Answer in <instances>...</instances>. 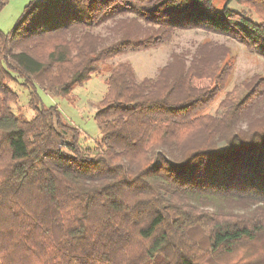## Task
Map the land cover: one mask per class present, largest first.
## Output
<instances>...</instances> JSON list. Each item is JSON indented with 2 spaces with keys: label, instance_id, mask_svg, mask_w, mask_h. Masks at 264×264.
I'll return each mask as SVG.
<instances>
[{
  "label": "trees",
  "instance_id": "16d2710c",
  "mask_svg": "<svg viewBox=\"0 0 264 264\" xmlns=\"http://www.w3.org/2000/svg\"><path fill=\"white\" fill-rule=\"evenodd\" d=\"M107 21L119 37L94 31ZM192 28L264 58V0L30 1L0 29V264H264V76L227 89L226 44L140 80L110 66L92 150L38 93L71 99L107 60Z\"/></svg>",
  "mask_w": 264,
  "mask_h": 264
},
{
  "label": "rangeland",
  "instance_id": "374dc122",
  "mask_svg": "<svg viewBox=\"0 0 264 264\" xmlns=\"http://www.w3.org/2000/svg\"><path fill=\"white\" fill-rule=\"evenodd\" d=\"M30 1L41 2L45 0H5V5L0 10V29L4 32H9L20 17L23 7ZM225 2L226 0H213L214 8L218 11L221 10ZM230 7L236 10L242 8L235 2H231ZM113 24V21H107L95 28L94 31L108 38V40H113L114 37H119L118 33L115 36L114 30H112ZM208 40L218 43L222 42L230 48V59L233 61V67L226 86L227 89H231L253 73H259L264 76V58L249 53L245 46L236 39L197 28L178 29L175 30L171 39L166 43L148 50L126 53L107 60V63L96 75H93L82 86H77L73 89L71 99L51 95L39 88L38 93L45 105L56 104L66 120L81 130V146L92 150L95 147V138L99 133L93 114L96 110L97 101L105 91L104 79L110 66L118 62L127 61L131 64L136 79L140 80L146 76L156 75L158 69L170 61L172 52L188 51L191 54L200 42ZM11 86L18 94V103L16 107H13L14 111L21 108L24 114L30 116L31 111L26 106L28 92L22 85L21 79L12 82ZM221 97L222 93L207 108V111L211 113L217 112L218 101ZM259 108L264 109V104H260ZM241 125L244 127L246 121L242 120Z\"/></svg>",
  "mask_w": 264,
  "mask_h": 264
}]
</instances>
